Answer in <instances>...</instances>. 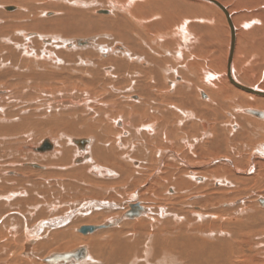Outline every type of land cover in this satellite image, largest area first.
<instances>
[{
  "label": "bare ground",
  "instance_id": "6f19581e",
  "mask_svg": "<svg viewBox=\"0 0 264 264\" xmlns=\"http://www.w3.org/2000/svg\"><path fill=\"white\" fill-rule=\"evenodd\" d=\"M39 1L16 0L26 8L21 5L1 7L3 13L5 9L11 11L6 16L7 23L3 21L6 18L2 19L4 15H0L1 28L6 24H24L25 27L32 24L39 30L20 32L23 37L38 35L23 42H17L19 38L14 33L9 35L8 32L9 36H5L0 32V161L4 155L0 184L9 190L7 194H0V264H264V204H261L264 189L251 192L256 198L253 204L249 195L242 196L246 187L258 188L261 186L259 180L264 179L263 140V144L254 147L255 150L250 149L247 164L245 157H237L239 152L234 153L235 157L226 152L229 144L239 142L242 145L243 141H250L245 134L255 137L264 134V89L249 86L236 75L234 56L240 28L232 10L220 0H215L216 3L209 0H129L126 4L116 1V4L111 2L115 9L100 12L109 15L94 21L92 13L87 11L95 5L91 1ZM44 2L49 3L48 9H56L50 11L54 15L47 16ZM52 4L55 6H50ZM131 5L133 8L128 9ZM68 6L87 10L83 13L75 10L74 17H70L71 7ZM119 10L127 15H121ZM146 11L155 12L162 19L179 13L183 21L187 17L200 18L198 15L210 11L220 15L222 21L224 19L226 30L214 25L207 27L213 42H220L216 46L217 52L222 51L225 55V75L215 78L208 73L201 79L212 89L218 88L217 92L211 91L210 98L200 90L202 101L198 103L197 93L195 99L189 91L191 83L185 80L186 74L176 75V69H167L175 74L173 79L169 78V72L164 71L160 62L162 58L152 53L156 48L140 34L146 32L144 27L148 21L142 18ZM35 14L44 17L36 18ZM78 18H83L82 24L71 25L72 20H80ZM125 18L131 22V27L130 23L128 27L123 26ZM98 23H105L112 29L113 41L126 39L129 49L122 43L117 44L113 49L123 51L103 59L99 54L105 57L112 52L107 49L108 43L112 42L99 41L98 37L94 40L97 45L107 44L102 47L105 52H96L95 47L83 50L81 40L73 45L66 43L68 38H65L69 35L81 37L79 34L100 31ZM193 26L196 27L195 23ZM49 30L55 34L46 35L44 31ZM39 31L43 35H39ZM225 31L229 33L227 48L221 45L224 39L221 33ZM171 37L169 40L175 37L179 43L181 38L185 43L191 41L188 32L182 28H176ZM157 39L156 46L162 48L164 44L158 41L165 38ZM195 41L199 43V49L201 43L198 38ZM143 45L150 47L152 52L145 50ZM177 52H174L177 60L185 61L181 52L180 55ZM97 62L103 64L99 72L103 77L96 75L99 71ZM86 74L92 78L84 81L82 76ZM22 76L30 77L24 81ZM9 78L14 83L9 82ZM178 79L184 85L179 84L182 82ZM55 80L62 81L59 85L62 90L58 87L56 92L55 88L53 91L40 90L41 97L35 99L41 100L39 112L45 120L33 121L34 114L19 110V106L15 108L21 88L22 95L28 88L32 89L31 83L52 87ZM16 81L23 83L22 87L16 86ZM85 82L94 84L96 91L108 88L114 95L121 87H126L133 91L129 95L139 93L143 100L141 96L139 102L128 104L118 98L115 102L99 100L92 87L82 86H87ZM165 84L168 91L162 93ZM227 91L236 95L225 98ZM114 95L106 98L113 99ZM226 100L235 105L234 113L230 114L231 121L211 122ZM86 111L92 112L93 116H83ZM250 111H259L263 116H254ZM241 113L248 117L239 115ZM252 117L263 120L256 121ZM81 122L93 123L82 131ZM27 127L50 129L59 138L51 135L39 144H32L33 133L26 136H29L27 143L17 147L13 144L14 134L24 132ZM91 131L96 133V138L78 137ZM78 140L87 143L81 145L76 142ZM256 159L260 160L257 161L259 165H255ZM249 164L250 168L245 169ZM148 183L147 193H136L133 197L131 189ZM13 187L25 190L12 191ZM254 189L261 190V187ZM161 190L166 191L161 200L151 197V192L160 194ZM124 198L127 201L122 200ZM75 199H79L77 204L71 202ZM61 207L69 209L60 212ZM33 210L36 216L30 221L37 223L30 226L29 214L24 213L34 215ZM74 229L80 235L74 234ZM4 231L9 235L8 243L3 240ZM51 247H56V252L50 251L43 258L46 249ZM78 249H84L79 260L73 258L66 263L48 260L63 254L77 257ZM4 255H8L6 259Z\"/></svg>",
  "mask_w": 264,
  "mask_h": 264
},
{
  "label": "rangeland",
  "instance_id": "374dc122",
  "mask_svg": "<svg viewBox=\"0 0 264 264\" xmlns=\"http://www.w3.org/2000/svg\"><path fill=\"white\" fill-rule=\"evenodd\" d=\"M85 1H87V2H89V1H91V3L92 4H95V5H92V6H90V8L87 10V9H79V8H77L80 12H84L85 10H87V11H89L90 13H92V15H93V20L94 21H98V19H100L101 17L103 18V17H105L107 14H105V13H100V12H103V11H105V10H107V9H109V8H111V10H113V9H115V7H111V5L112 4H114L116 1H119L120 3H122V4H126L129 0H85ZM222 3H225V5L226 6H228L231 10H232V13H233V15H234V17H235V19H236V24L238 25V29H239V32H238V37H239V39L237 38V47H236V50H235V56H234V62H235V67H236V75L238 76V77H242L244 80H245V82H247V84L249 85V86H253V85H255L256 87H259V88H262V89H264V0H220ZM31 2H33V3H40V1L39 0H31ZM111 2H112V4H111ZM58 3L59 2H57V5H58ZM61 3H63V4H66V5H68V3H64V2H61ZM56 4V3H55ZM55 4H52V5H50V6H55ZM116 4V3H115ZM4 5H6V6H16V5H21V4H19L18 2H16V0H0V15L2 14V15H4V16H2V19L3 18H6V19H3V21H4V23H7L8 22V18L6 17V16H8L9 15V13H11V11H8L7 12V10L5 9V12L4 13H8V14H4L3 13V11H2V6H4ZM43 5H44V7H43V9H44V11H47L48 13H47V16H51V15H54L52 12H50L51 10H56V9H48V5H49V3H47V2H44L43 3ZM91 5V4H90ZM21 6H23V5H21ZM49 6V7H50ZM133 5H131V6H129L128 7V9H131V7H132ZM23 7H25V6H23ZM68 7H71L69 10V16L70 17H74L73 15H75L76 14V12L78 11V10H76L75 8H73V6H68ZM26 8V7H25ZM133 8V7H132ZM63 9V8H62ZM185 9V8H184ZM16 10V9H15ZM14 10V11H15ZM68 10V9H67ZM72 10H73V12H72ZM76 10V12H74ZM84 10V11H83ZM94 10V11H93ZM96 10V11H95ZM99 10V11H98ZM22 11V10H21ZM120 11V10H119ZM119 11H117V12H119ZM121 12V15H127L126 13H125V11L123 12V11H120ZM147 12V11H146ZM142 13V18H144V19H146L148 22H147V24H146V26L144 27V31H146V32H144L145 34H148V35H145L144 33H140V34H142V36H143V38L146 40V42L148 43V44H151L152 45V47L153 48H156V50L155 51H153L152 52V50L150 49V47H148V46H145V45H143L144 47V49L145 50H147V49H149V50H151V52L152 53H154L155 55H157L158 57H160V58H162L161 59V63H162V66H163V69H164V71L165 72H169V78H171V79H173V76L176 74H186V77H185V80H188L190 83H191V88L189 89V91L190 92H192V95H193V98H195L196 99V93H197V95H198V99H197V102L198 103H200L202 100V98L200 99V90H202L203 91V93H205V94H207V95H209L210 93H211V91H212V93H214V92H217L218 90V88H216V87H213V89H212V86L210 85L209 86V84H207V83H203L202 82V78H204V75H206V74H208L209 73V75H212L213 77H223L225 74H224V68H225V66H224V59H225V55L223 54V52L222 51H218L217 52V50H216V46L220 43L219 41H215L214 40V42H213V38H211V32L207 29V27H213V25L214 26H217V27H219V28H221V29H223L222 27H224L225 28V30H226V26H225V22H224V19H223V21H222V17L220 16V15H218L217 13H215V12H210V11H208V12H205L204 14L205 15H198V16H200V18H191V19H189L188 17L186 18V19H184V20H186V21H183L181 18L183 17V16H181L179 13H176V14H170V15H168V17H164L163 19L162 18H159L158 16H157V14H155V12H147V13ZM60 13V12H59ZM123 13V14H122ZM18 14H19V12H18ZM70 14H72V15H70ZM80 14V13H79ZM95 14V15H94ZM153 14V15H152ZM207 14V15H206ZM84 15V14H83ZM82 15V16H83ZM109 15V14H108ZM114 15H116V12H115V14H113L112 16H114ZM149 15V16H148ZM111 16V17H112ZM149 18H148V17ZM150 16H152L151 18H150ZM167 16V15H166ZM202 16H204V17H202ZM34 17H36V18H40V19H43V18H41V17H44L43 15L41 16L40 14H35L34 15ZM99 17V18H98ZM147 17V18H146ZM156 19H155V18ZM179 17V18H178ZM181 17V18H180ZM202 17V18H201ZM129 18V17H128ZM152 18H153V20H152ZM176 18V19H175ZM204 18V19H203ZM78 19H80V20H77L76 19V21L75 20H72V22H71V25H80V22H81V24H82V21H83V18H78ZM158 19V20H157ZM161 19L163 20V21H161ZM149 20H151V22H149ZM157 20V21H156ZM132 21V23H135V20H131ZM153 21V22H152ZM174 21V22H173ZM183 21V22H182ZM124 22L126 23V24H124ZM76 23V24H75ZM130 23V27H131V22L127 19V18H125V21H123V26L125 27H128V25L127 24H129ZM149 23V24H148ZM153 23V24H152ZM170 23V24H169ZM195 23V25H196V27H194L193 26V24ZM197 23V24H196ZM35 24H37V23H35ZM99 25H100V27L101 28H99V30L100 31H98V30H96L95 32H92L91 34H84V35H80L79 34V36H81V37H78V36H75V35H69V36H67L65 39H67L68 38V40L66 41V43L67 44H71V45H73L74 43H77V41L78 40H81L84 44H81V47L83 48V50H92L91 49V47H95L96 49V52H105V51H103L102 49H104V48H102L104 45H107L106 43H104V44H101L100 42V44H95V42H94V40L98 37V39H99V41L101 40V39H105V40H107V43L108 42H112V43H108V45L109 46H107V49L108 50H111L112 52H110L109 54H107L105 57L103 56V54L101 53V54H99V58H103V59H107V58H109V57H111L113 54H117L118 53V51H123V50H120V49H116V50H114L113 48L117 45V44H120V43H122L123 45H125L126 47L127 46H130L129 45V43H128V41L126 40V39H120V40H117V41H113L112 39H113V35H111L112 34V29L111 28H109L108 26H106V24L105 23H98ZM136 24V23H135ZM152 24V25H151ZM155 25V26H154ZM246 25H247V27H246ZM176 26V27H175ZM244 26V27H243ZM148 27V28H147ZM36 28V26H34L33 25V27H32V24L30 25H28V27H25V25L23 24V26H21L20 24L19 25H11V24H6V25H3L2 26V28H1V26H0V32H4V33H1V34H3V35H5V36H9V35H11L12 33H14V34H16V35H14V36H17L19 39L17 40V42H23V40H26V38L28 39V37H29V39H34L35 37H37L38 35L36 34V33H34V34H36L37 36H34L33 34H30V35H25L24 37L21 35L20 36V32H24V30H26V29H28V30H33V31H38L37 29H35ZM121 28H123V27H121ZM150 28V29H149ZM176 28H182V30H186L187 32H188V35H189V37H191V41H190V43L188 42V43H185L184 42V40L181 38L180 40H181V42H182V44H180L179 43V41L175 38V37H173V40L171 41V40H169V39H172V35H173V31L175 32V30H176ZM50 29V28H49ZM51 29H53V28H51ZM148 30H150V33H148L149 31ZM157 30H159V31H157ZM257 30V31H256ZM115 31H117V30H115ZM9 32V33H8ZM45 32V34L47 35V34H55L53 31H44ZM47 32V33H46ZM9 35H8V34ZM37 33H39V35H43V33H41L40 31L39 32H37ZM114 34H116V32H114ZM221 34H223L222 36H223V40H222V43H221V45L224 47V46H226V48H227V46H228V39H229V33H226V31H225V33H221ZM246 35H248V36H246ZM32 36H34V37H32ZM84 36V37H83ZM88 36V37H87ZM147 36H149V37H147ZM157 36V37H156ZM162 36V37H161ZM244 36V37H243ZM165 38V40L164 41H158V43H162V44H164L163 46H162V48L161 47H159V46H156V44H155V42H157V38ZM166 37H168V38H166ZM257 37V38H256ZM21 38V39H20ZM71 38V39H70ZM195 38H198L199 39V41H200V43H201V47L198 49V45H199V43L198 42H196L195 41ZM246 38V39H245ZM40 39V38H39ZM252 39V40H251ZM154 40V41H153ZM256 40V41H255ZM227 41V42H226ZM94 42V43H93ZM166 42V43H165ZM255 42V43H254ZM259 42V44H257ZM93 43V44H92ZM154 43V44H153ZM179 45H178V44ZM226 43H227V45H226ZM43 44V43H42ZM91 44H92V46H91ZM176 45V46H175ZM178 45V46H177ZM189 45V46H188ZM257 45H259V46H257ZM194 46V47H193ZM158 47V48H157ZM250 47V48H249ZM128 49H129V47H127ZM187 49H189V50H187ZM102 50V51H101ZM181 50V51H180ZM19 51H21V50H19ZM131 51V50H130ZM178 51V52H177ZM174 52H177V54H179L180 55V52H181V54L182 55H180V56H184L185 57V61L182 59V58H180V60H177V58H178V56L176 55V56H174ZM185 52V53H184ZM187 52V53H186ZM191 53V54H190ZM171 54V55H170ZM176 54V53H175ZM222 54V55H221ZM166 55V56H165ZM169 55V56H168ZM190 59V60H189ZM162 60H164V61H162ZM175 60V61H174ZM183 61H184V63H183ZM97 64L99 65V63L97 62ZM172 66H171V65ZM189 64H191V66L192 67H188V66H190ZM196 64V65H195ZM97 65V66H98ZM100 65H103L102 63L100 64ZM99 65V71L97 72V74L96 75H100V68H102V66H100ZM177 66V67H176ZM167 67V68H166ZM188 67V68H187ZM169 68H171L172 70H174V69H176V72H175V74H173V72L172 71H170V70H168L167 71V69H169ZM191 68V70H189ZM211 68V69H210ZM194 69V70H193ZM102 71V70H101ZM181 71H184V72H181ZM205 71L207 72V73H205ZM209 71V72H208ZM202 73H203V75H202ZM88 74H90V73H88ZM88 74H86V75H84L85 77H87V79L84 77V76H82L83 78H84V81H87L89 78H92V75H94L95 76V74L94 73H91L92 75H88ZM199 74H201V75H199ZM214 74V75H213ZM101 75H103L102 74V72H101ZM99 76V77H103V76ZM218 75V76H217ZM220 75V76H219ZM21 76V75H20ZM184 76V75H183ZM193 76V77H192ZM23 77V80L24 81H26V80H28V78L30 77V76H22ZM115 77V76H114ZM118 77V76H117ZM182 77V76H181ZM81 78V77H80ZM86 79V80H85ZM193 80V81H191V80ZM30 80V79H29ZM32 80V79H31ZM179 81H181L180 79H178ZM2 81V80H1ZM3 82H4V80H3ZM9 82H11V83H14V81L13 80H11L10 78H9ZM30 82V81H29ZM60 82V83H59ZM182 82V81H181ZM88 82H85V85L87 84ZM179 83V82H178ZM183 83V84H182ZM182 83H179V84H181V85H184V82H182ZM22 84L23 83H21L20 84V82L19 81H16V86H18L19 88L20 87H22ZM31 86H32V89H30V88H28L27 90H28V92H27V90H26V92H24L22 95H21V92H22V88H21V90H19V94H18V96H17V100H18V104L16 103L15 104V108H17L18 106V109L19 110H25V112H31L32 114H34V115H32V120L33 121H37V120H45V118H44V116L40 113L41 112V109H42V107H40L41 105L39 104L40 102H41V100H37V101H35V99L36 98H40L41 97V95L38 93V92H40V90H41V92L43 91V90H47L48 89V91H53V89L55 90L54 92H56L57 91V89L60 87L59 85H62V81H57L56 82V80H55V85H53L52 87H49V85L48 86H39L40 84L38 83V85L37 84H30ZM79 85H82V84H79ZM90 85V86H89ZM193 85V86H192ZM207 85V86H206ZM29 86V85H28ZM84 88H88V87H92L91 89L93 90V91H95V96L96 97H98L99 96V100H103V99H105V100H108V101H110V102H115V98H118L120 101H126L127 102V104H128V102H130V101H132V102H139L140 101V96H141V94H139V93H136V94H138V95H136V94H132V95H129L128 93L129 92H133L132 90H129L128 88H126V87H119L120 88V90H118V92H117V94L116 95H114V94H112L109 90H108V88L107 89H103V88H100V89H102V90H95V85L94 84H87V86H84V85H82ZM82 86H80L81 88H83ZM58 87V88H57ZM62 87V86H61ZM184 87V86H183ZM33 88H35L36 89V91H35V89L33 90ZM216 90H215V89ZM125 89V90H124ZM38 90V91H37ZM58 90H62L61 88H59ZM104 90H105V92H104ZM35 93H34V92ZM107 91V92H106ZM120 91V92H119ZM166 91H168V85L167 84H165V86H162V88H161V92L162 93H164V92H166ZM228 93H226V96H224L225 98L228 96H231V97H234L236 94L235 93H232V92H230V91H227ZM31 93H34V94H31ZM101 93V94H100ZM104 93H105V97H104ZM97 94H99V95H97ZM228 94V95H227ZM23 95H25V96H23ZM37 97H36V96ZM112 95H114L115 97L113 98V99H107L106 97H111ZM225 95V94H224ZM21 97V98H20ZM176 97H179L178 95H176ZM230 97V98H231ZM264 97V96H263ZM33 98V99H32ZM103 98V99H102ZM209 98H210V95H209ZM212 98H214V97H212ZM23 99V100H22ZM141 99L143 100V97L141 96ZM204 99V98H203ZM220 99H221V97L219 98V102H220ZM208 100V99H207ZM224 100V99H223ZM187 99H186V103H187ZM212 101H213V99H212ZM196 102V103H197ZM223 102H225L224 103V107H223V109H220V111H217L216 110V112L214 113V115L215 116H213V118L211 119V120H209V121H211V122H213V120H219L220 122H228V121H231V115L230 114H233L234 113V107H235V105H231V104H229V103H227V100L226 101H223ZM213 103V102H212ZM211 104V102L209 103V105ZM228 104V105H227ZM40 105V106H39ZM94 105V104H93ZM105 105V104H104ZM29 106V107H28ZM105 106H107L108 107V105H105ZM27 107V108H26ZM215 107V106H214ZM30 108H31V110H30ZM214 109H216V108H214ZM260 110V109H259ZM40 111V112H39ZM52 112H54V111H52ZM66 112H68V110H66ZM221 112H222V115H221ZM263 112V111H262ZM86 113H87V111H86ZM90 112H88L87 114H85V115H83V116H86L87 117V115H88V117L89 118H91L92 116H93V113L91 112V114H89ZM116 113H117V111H116ZM229 113V114H228ZM37 114V115H36ZM56 114V113H55ZM217 114H219V115H217ZM225 115H226V117H225ZM239 115H242V113L241 114H239ZM91 116V117H90ZM219 117V119H218V117ZM227 116H229V117H227ZM242 116H245V115H242ZM245 117H248L247 115L245 116ZM41 118V119H40ZM217 118V119H216ZM253 118V117H252ZM253 119H255L256 121H260L261 122V120H263L262 118H261V120H259V119H257V118H253ZM193 121V120H192ZM198 121H200V120H197L196 122H198ZM236 121H237V119H236ZM237 122H239V121H237ZM263 122H264V120H263ZM85 123H87L86 125H85ZM85 123H83V122H81V126L83 125V127H81L80 126V130H86V128H87V125H89V124H91V123H93V122H85ZM103 124L105 123V122H102ZM200 123H202V122H200ZM1 124H3V125H6V126H13L14 124L16 125V124H18V122H14V124L13 123H1ZM83 128V129H82ZM85 128V129H84ZM28 129V130H27ZM46 130H48V131H46ZM44 129V128H40V130L39 129H36L35 127H27L25 130H24V132H20V133H15L14 134V138H13V144H15V145H17V147H19L20 145H23L25 142L27 143V140H29L28 139V137H26L27 135H33V133H34V135H33V139H32V144H39L43 139H45L46 137H48V136H51V135H54L51 131H50V129ZM43 131V132H42ZM45 131V132H44ZM108 132H109V129L107 130ZM106 131V132H107ZM88 132V131H87ZM92 132V131H91ZM91 132H89L88 134L87 133H85V134H82V135H78V137L79 136H84V137H86L85 139H87L88 137H92V138H96V133L93 131L92 133L95 135H91L92 133ZM107 132V133H108ZM63 133H65V135H68V136H76L77 137V135H74V134H71V133H69V132H63ZM111 133H112V131H111ZM86 134H87V136H86ZM109 135H111L110 134V132L108 133ZM54 136H56V135H54ZM57 138H59L58 136H56ZM83 137V138H84ZM245 137L248 139V140H250V141H243L244 143L241 145V143H239V142H236V143H233V145H230L229 144V147L227 146L226 148V152H227V155H230V154H232L233 156H234V153L237 151V152H239L240 154H241V156H237L238 158L240 157V158H242V157H245V164H247L248 163V158H249V156L251 155V152H250V149H253V150H255L254 149V147L256 148L257 146H258V144L259 143H262V140H263V143H264V139H262V138H264V134L260 137V136H256L255 137V135H251V134H245ZM249 137H250V139H249ZM251 137H252V139H251ZM253 137H254V139H253ZM260 137V138H259ZM195 139H198V138H195ZM199 140V139H198ZM256 142H255V141ZM258 140V141H257ZM261 141V142H260ZM23 142V143H22ZM194 142H196V141H194ZM19 143V144H18ZM262 143V144H263ZM31 144V145H32ZM250 144V145H249ZM255 144V145H254ZM252 145H254V146H252ZM257 145V146H256ZM35 146V145H34ZM233 146V147H232ZM236 146V147H235ZM242 146H244L242 149H240ZM60 147V146H59ZM230 150H229V149ZM8 150V149H7ZM247 150V151H246ZM58 151V150H57ZM243 151V152H242ZM54 152H56V150L54 151ZM54 152H51V153H54ZM4 153H6L5 151H4ZM8 154V153H7ZM49 154V153H48ZM250 154V155H249ZM35 155V154H34ZM223 155V153L221 154V156ZM243 155V156H242ZM4 156V155H3ZM3 156H2V160L0 161V165H1V163L3 162ZM235 157V156H234ZM239 158V159H240ZM242 160V159H241ZM260 162V160L258 159H256V162H255V165L256 164H258V162ZM261 162H263V160L261 161ZM259 165V164H258ZM249 167L250 168V164L249 165H246L245 166V169H246V167ZM17 167H19V166H17ZM215 167H217V166H215ZM258 167V166H257ZM244 168V167H243ZM57 169H59V168H57ZM60 171V170H59ZM61 172V171H60ZM88 175V174H87ZM244 176V175H243ZM67 179H69V178H67ZM64 179H62V181H63ZM70 180V179H69ZM260 180H262V178L260 179ZM260 180H259V183L261 184V186H260V184H259V186L261 187V190L259 189L260 187H254V188H256V189H259V190H255L253 187H252V190L251 189H249V188H251V187H246V189H245V191L247 192H249L248 194H246V192H245V194H243L242 196L243 197H245L244 195H246V197H247V195H249L251 198H249L250 199V203L251 204H253V202L255 201V196H251V192H253V193H255V192H261L264 188V179L262 180L263 182H260ZM1 183V182H0ZM79 186H80V184H79ZM80 187H83V186H80ZM149 183L148 184H145V185H142L141 187H136L135 189H131V191H132V194H134V196L133 197H135L136 195V193H138L139 195H141L142 194V192L143 193H147V191L149 190ZM3 190H2V189ZM25 190L24 188H20V187H18V188H14L13 187V190L12 191H18V190ZM251 190V191H250ZM7 191H9V190H7V189H5V187L3 188L2 187V185L0 184V194H7L8 192ZM255 191V192H254ZM166 193V191H164V190H161V193L159 194V193H154V192H151V197H155L156 199H160V197L161 196H163L164 194ZM65 194H67V192L65 193ZM241 197V196H240ZM257 198H259V197H257ZM164 199V198H163ZM122 200H126L127 201V199L126 198H124V199H122ZM161 200V199H160ZM139 201H142L141 203L142 204H145L146 205V203H144L143 202V200H141L140 199V197H139ZM163 201H165V200H163ZM51 204L53 203V201L52 200H50L49 201ZM72 203H75V204H77L78 202H79V199H75V200H73V201H71ZM120 202V201H119ZM121 203H123V202H121ZM127 203V202H126ZM249 203V205H251ZM148 204V203H147ZM261 204H264V202L261 200ZM69 208H65V207H61V209H60V212H65V211H67ZM31 210V209H30ZM32 212V211H31ZM33 212H34V210H33ZM25 215H28V219H29V221L31 220V218H34L35 216H36V214H35V212H34V215H30L31 213L29 212V213H24ZM48 216V215H47ZM80 217V216H79ZM45 219H48L47 217L45 218ZM105 220V219H104ZM100 221H102V219H100ZM36 223H37V221H35ZM35 222H32V221H30V226H32L33 224H36ZM35 226V225H34ZM79 227L80 226H82V224H80V225H78ZM73 232H74V234L75 233H77V235L79 234L77 231H76V229H74L73 230ZM80 235V234H79ZM7 236L9 237V235H7L6 233H5V231H4V233H3V240H4V242H6V243H8V240H9V238H7ZM22 237V236H21ZM22 239H23V237L22 238H20L19 239V241L21 242L22 241ZM11 242V241H10ZM21 244H22V242H21ZM84 244V243H83ZM82 243L80 244V245H83ZM79 244H77V246H80ZM85 245H89L88 243H86ZM76 246V245H75ZM76 246V247H77ZM76 247H74L73 246V248H76ZM70 249H72V247L70 248ZM56 250V247H51V249H49V248H47L46 249V251H45V254L43 255V258L44 257H46V256H48L51 252H54V251ZM51 251V252H50ZM47 252V253H46ZM49 252V253H48ZM56 252V251H55ZM54 252V253H55ZM53 253V254H54ZM5 256V259L7 258V256L8 255H4ZM3 256V257H4ZM9 261V260H8Z\"/></svg>",
  "mask_w": 264,
  "mask_h": 264
},
{
  "label": "water",
  "instance_id": "95a60500",
  "mask_svg": "<svg viewBox=\"0 0 264 264\" xmlns=\"http://www.w3.org/2000/svg\"><path fill=\"white\" fill-rule=\"evenodd\" d=\"M210 2H213V3H216L215 2V0H209ZM255 93H258V94H263V93H259V92H256V91H254ZM250 113L252 114V115H254V116H257V117H262L263 116V114L261 113V112H259V111H250ZM76 142H80L81 143V145H84V144H86L87 143V141L86 140H78V141H76ZM84 249H78L76 252L78 253V254H76V256L77 257H72V255H66V256H64V254L63 255H61V256H58V255H54L53 257H50L48 260L51 262V263H57V262H61V261H63V262H68V261H71L73 258L74 259H76V260H79V259H81L82 257H83V255H84ZM75 252V251H74ZM73 253V252H72ZM71 253V254H72ZM47 260V261H48Z\"/></svg>",
  "mask_w": 264,
  "mask_h": 264
},
{
  "label": "snow or ice",
  "instance_id": "6c2138e0",
  "mask_svg": "<svg viewBox=\"0 0 264 264\" xmlns=\"http://www.w3.org/2000/svg\"><path fill=\"white\" fill-rule=\"evenodd\" d=\"M246 27H247V25H246Z\"/></svg>",
  "mask_w": 264,
  "mask_h": 264
}]
</instances>
